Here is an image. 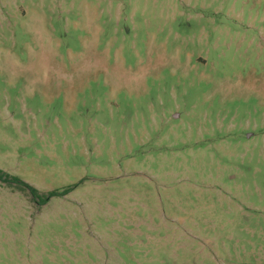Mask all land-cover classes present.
<instances>
[{
	"label": "rangeland",
	"instance_id": "1",
	"mask_svg": "<svg viewBox=\"0 0 264 264\" xmlns=\"http://www.w3.org/2000/svg\"><path fill=\"white\" fill-rule=\"evenodd\" d=\"M0 264H264V0H0Z\"/></svg>",
	"mask_w": 264,
	"mask_h": 264
},
{
	"label": "trees",
	"instance_id": "2",
	"mask_svg": "<svg viewBox=\"0 0 264 264\" xmlns=\"http://www.w3.org/2000/svg\"><path fill=\"white\" fill-rule=\"evenodd\" d=\"M0 180L4 183H18L21 186L27 188L28 191L30 192V194L32 195V197L34 199H38L42 205L46 204L50 200V198L55 197V196L66 195L67 193H69L72 190V187H69V188L63 190L62 192H60L58 190H53V191H50L46 194H41L39 192V190L37 188H35L34 186L28 184L27 182L20 180L19 178L15 177V176L8 174L7 172H5L1 169H0Z\"/></svg>",
	"mask_w": 264,
	"mask_h": 264
}]
</instances>
